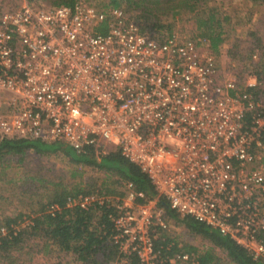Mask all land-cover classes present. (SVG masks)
I'll return each instance as SVG.
<instances>
[{
	"label": "built area",
	"instance_id": "obj_1",
	"mask_svg": "<svg viewBox=\"0 0 264 264\" xmlns=\"http://www.w3.org/2000/svg\"><path fill=\"white\" fill-rule=\"evenodd\" d=\"M257 85L250 72L222 75L205 38L142 30L121 6L21 0L0 15V136L59 141L78 153L117 147L156 190L145 202L136 201L143 193L131 182L122 197L67 196L66 206L115 207L108 218L118 255L106 264L130 254L138 264L198 263L192 252L163 255L155 243L167 228L160 197L264 259V96L254 93Z\"/></svg>",
	"mask_w": 264,
	"mask_h": 264
},
{
	"label": "trees",
	"instance_id": "obj_2",
	"mask_svg": "<svg viewBox=\"0 0 264 264\" xmlns=\"http://www.w3.org/2000/svg\"><path fill=\"white\" fill-rule=\"evenodd\" d=\"M30 1L71 5L75 0ZM123 1L108 0L107 6H121L128 11L138 9L135 16L142 30L156 32L171 30L170 23H161L159 13H165L161 11L163 8L150 5L151 2L166 3L172 12L182 10L191 13L195 32L190 37L205 38L210 49L215 52L236 25L253 19L258 12L256 9L242 8L239 3H234L236 0H125L127 4L122 6ZM249 1L256 6L261 5V16H257L259 21L261 19V29L250 31L255 41L252 42L247 56L240 55L239 50H236L238 43L233 51L228 48V53L232 56L250 58L254 50L261 47V64L259 61L253 65L256 66L257 79L264 82V0ZM18 2L0 0V15L4 10L16 7ZM100 28L101 31L104 30L105 24L101 23ZM241 62L244 65L239 71L251 72L250 64H245L244 60ZM253 91L264 95L263 83L261 88L258 86ZM57 151H62L73 166L70 171L71 180L65 181L62 175L56 178L47 175L46 178H42L39 173L24 174L21 178L15 179L13 168L21 164L29 152L45 155ZM262 161L264 164V157ZM79 164L90 166L101 173L100 182L98 179L90 178L91 181L83 179L81 170L77 169ZM128 182H131V189L135 193H143L142 196L136 194V201L145 202L156 195L148 175L137 164L123 156L117 147H109L104 152H98L96 147L91 145L86 152L78 153L59 141L44 142L35 138L0 136V202L14 201L12 197L8 199L2 192L18 185L20 191L16 193L18 197L16 201L24 200L22 203L32 212L23 217L21 211L5 212L0 209V264H33L36 251H47L49 245L54 246L57 254H70L71 259L79 261L80 264H106L107 261L117 258L118 248L110 240L112 222L108 218V213L114 211L115 207L100 205L85 209L79 206H66L65 201L67 196L80 192H99L122 197L127 193ZM52 203H58L61 209L51 213L47 208ZM159 204L167 216L178 220L190 233L205 241L202 248L190 242L182 244L169 234L167 228L159 229L155 243L157 246L162 245L163 255L187 251L196 256L197 264H264L263 258H254L246 248L217 228L190 215H179L162 197L159 198ZM27 217L31 219V224L19 227ZM2 228L5 232H2ZM261 237L264 239V233H261ZM39 239L43 241L41 249L37 248ZM167 244L170 245L169 249H166ZM126 257L128 260L119 264H138L135 255L130 254ZM176 264L191 262L180 260Z\"/></svg>",
	"mask_w": 264,
	"mask_h": 264
},
{
	"label": "rangeland",
	"instance_id": "obj_3",
	"mask_svg": "<svg viewBox=\"0 0 264 264\" xmlns=\"http://www.w3.org/2000/svg\"><path fill=\"white\" fill-rule=\"evenodd\" d=\"M18 4L21 2V0H18ZM89 3L94 4L97 7H105L108 5V0H84ZM159 4L151 2L150 5L158 6L160 8H163L161 11L165 13H159V16L161 18V23L163 24H171V30H174L178 33H181L182 35L186 36H192V34L195 32L194 23L191 16V13H187V11H176L172 12L171 8L168 9L166 3H160ZM235 4H240V6L244 9H253L257 10V14L254 15L253 19L244 22L243 24H238L232 29L229 37L222 43V45L218 48V50L214 53L216 55L217 63L219 72L222 75H231L233 71L236 72V75L239 78H242L247 71H239L244 65L241 61H246L245 64L249 63L252 74L255 73V65L260 61L261 64V47L254 50L253 55H251L250 58L246 57H240V55L247 56V52L249 51L250 46H252V42L255 41L254 37L250 34L251 30L260 28L261 29V19L260 21L257 19V16H261V5L251 4L249 0H236L234 2ZM127 2L124 0L122 2V6H125ZM138 9H131L129 12L133 14L134 16L137 14ZM174 13V14H173ZM246 12H242L244 14ZM258 20V21H257ZM163 32V31H162ZM167 32V31H165ZM260 33V32H259ZM261 34V33H260ZM239 44L236 50H239L240 55L232 56L230 53H228V48L233 51L236 47V44ZM235 58V59H234ZM243 58V59H242ZM259 68V67H258ZM258 86L264 87V82H261L260 79H257ZM264 96V95H263ZM264 166V164H263ZM73 166L68 161L67 156H65L62 151H57L56 153H50L45 155H40L35 152H29L28 155L24 158V161L21 162V164H18L13 168V174L15 175V179L21 178L24 174H35L39 173L40 177L46 178L48 175L49 177L56 178L57 176L62 175L63 179L65 181L71 180L70 177V171L72 170ZM77 169L81 170L82 172V178L86 181H91L92 179H98L100 182L101 180V173L99 174L96 170L92 169L90 166L84 165L81 166V164L78 165ZM16 171V173H14ZM38 184V182H37ZM20 187L17 185L14 187H11L8 190H5L2 192L3 195H6L8 199L9 197H12L14 201L11 203H8L5 200H2L0 202V209L4 210L5 212L11 211H21L23 212V217H26V214L32 213L25 204L17 200L16 193L20 191ZM31 224V219L29 217L25 218L20 224L19 227H25L27 225ZM167 231L169 234L173 237H175L180 243L184 242H190V244H193L197 247L202 248L205 245V241L200 238L199 236L193 235L190 233L187 228L179 222L176 219L170 218L167 216ZM43 244V241L41 239L38 240L37 248L41 249V246ZM67 254L59 253L57 254L54 251V248L51 246L48 247V250L43 251L39 250L36 251L34 256L33 264H75L72 263L68 257Z\"/></svg>",
	"mask_w": 264,
	"mask_h": 264
},
{
	"label": "crops",
	"instance_id": "obj_4",
	"mask_svg": "<svg viewBox=\"0 0 264 264\" xmlns=\"http://www.w3.org/2000/svg\"><path fill=\"white\" fill-rule=\"evenodd\" d=\"M49 246H51L52 248H54V246L53 245H49ZM67 257H68V259L73 263H75V264H80V262L79 261H74L73 259H71V256H70V254H67L66 255Z\"/></svg>",
	"mask_w": 264,
	"mask_h": 264
}]
</instances>
